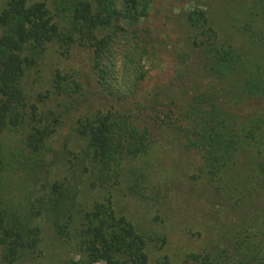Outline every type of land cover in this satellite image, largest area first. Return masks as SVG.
<instances>
[{
  "label": "trees",
  "instance_id": "16d2710c",
  "mask_svg": "<svg viewBox=\"0 0 264 264\" xmlns=\"http://www.w3.org/2000/svg\"><path fill=\"white\" fill-rule=\"evenodd\" d=\"M155 3L7 0L0 9V136L19 135L13 160L0 141V264L38 253L41 214L78 250L68 264H148L146 238L117 213L112 190L125 162L154 154L169 132L177 139L170 146L197 155L196 175L213 188L212 218L222 227L214 253H192L189 264H264V0L242 4L230 35L219 34L210 9L197 4L189 10L190 52L179 58L164 89L140 98L148 76L142 32ZM52 46L82 64H60L39 90ZM68 115H74L72 131L84 139L76 152L67 148L68 176L47 183L36 173L44 188L35 196L31 190L26 208L13 203L7 165L32 160L35 170L49 166L46 152ZM140 173L133 175L141 179L136 185L143 198L150 187L161 196L154 179L153 185L146 181L148 172ZM88 181L101 196L85 203L78 198Z\"/></svg>",
  "mask_w": 264,
  "mask_h": 264
},
{
  "label": "rangeland",
  "instance_id": "374dc122",
  "mask_svg": "<svg viewBox=\"0 0 264 264\" xmlns=\"http://www.w3.org/2000/svg\"><path fill=\"white\" fill-rule=\"evenodd\" d=\"M7 0H0V9ZM246 0H156L151 7V15L144 22L143 37L148 57L145 61L148 76L141 86L140 98L154 96L156 92L164 89L178 71L179 58L189 51V44L193 31L187 21V12L197 4L210 9L211 20L215 28L217 25L222 36L225 32H232L230 24L236 18L241 19L242 4ZM246 16L243 17L245 19ZM142 24V22H141ZM238 37L237 32L233 33ZM74 58H62L56 46H52L44 59L43 76L38 83L39 90H44L50 84L49 77L60 64L74 66L76 62H82ZM192 62V60H191ZM78 67V66H76ZM87 72V70H86ZM205 86L208 83L204 84ZM110 103V102H108ZM107 108H110L106 105ZM74 115H68L60 130L53 135L50 147L46 152V164L42 170L33 169V161L30 165L22 167L20 162H12L7 165L4 180L6 182L7 197L16 204L28 207L26 200L43 189V181L50 183L54 180H62L68 176V168L71 166L67 148L76 152L77 146L83 140L72 131ZM167 138L154 154L127 161L123 166V176L118 185L113 187L112 200L118 214L127 216L135 225L137 231L144 235L147 241L149 254L148 264H189L188 256L192 253L213 254L218 245L217 238L221 234L217 216L215 226L212 213L214 208V190L209 187L207 181L197 177L199 159L191 151L183 152L170 146L177 140L175 135L168 133ZM19 135L14 132H5L0 136V141L7 154L14 159L18 150ZM66 148V150H65ZM25 153L19 160H25ZM15 165V167H13ZM46 172H45V171ZM147 171L146 180L151 184L157 183L163 189L161 196L157 195L154 187L147 190V197L139 193L133 172ZM49 176H48V174ZM153 185V184H151ZM101 196L97 187H92L90 181L81 186L78 200L85 203L92 202ZM191 200L192 204L186 207L183 202ZM37 220L42 226V239L38 253L28 254L17 264H68V261L79 258L75 255L76 248H70L55 233L52 221L41 214Z\"/></svg>",
  "mask_w": 264,
  "mask_h": 264
}]
</instances>
